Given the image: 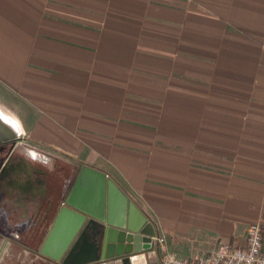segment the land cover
I'll return each mask as SVG.
<instances>
[{
  "label": "crops",
  "instance_id": "crops-1",
  "mask_svg": "<svg viewBox=\"0 0 264 264\" xmlns=\"http://www.w3.org/2000/svg\"><path fill=\"white\" fill-rule=\"evenodd\" d=\"M0 118L26 155L0 264H62L39 251L85 165L157 231L90 264L240 245L264 226V0H0Z\"/></svg>",
  "mask_w": 264,
  "mask_h": 264
},
{
  "label": "water",
  "instance_id": "water-1",
  "mask_svg": "<svg viewBox=\"0 0 264 264\" xmlns=\"http://www.w3.org/2000/svg\"><path fill=\"white\" fill-rule=\"evenodd\" d=\"M155 238L153 222L117 183L85 165L39 252L62 264H90L116 257L129 263L131 255L148 250ZM82 251L90 253L88 259H77Z\"/></svg>",
  "mask_w": 264,
  "mask_h": 264
},
{
  "label": "built area",
  "instance_id": "built-area-1",
  "mask_svg": "<svg viewBox=\"0 0 264 264\" xmlns=\"http://www.w3.org/2000/svg\"><path fill=\"white\" fill-rule=\"evenodd\" d=\"M160 264H264L263 224L251 223L247 227L246 238L240 245L221 244L203 255L180 257L168 250L161 239Z\"/></svg>",
  "mask_w": 264,
  "mask_h": 264
},
{
  "label": "flooded vegetation",
  "instance_id": "flooded-vegetation-1",
  "mask_svg": "<svg viewBox=\"0 0 264 264\" xmlns=\"http://www.w3.org/2000/svg\"><path fill=\"white\" fill-rule=\"evenodd\" d=\"M23 143V139L17 136V134L16 136L13 135L11 128L5 125L0 118V181L2 182L1 190L3 194H6L7 191H11L10 186L17 188L18 185L21 186V184L17 181L19 176H12V171H14V166L16 164L18 174V169H20L21 172H25V170L20 166L21 162L26 161V155L24 151L21 150V147L24 146ZM34 178L36 179V182L34 181L35 185H38L40 181L39 172L36 171ZM19 218L20 217L17 215L13 222L18 223L20 220ZM7 222L8 221L5 223Z\"/></svg>",
  "mask_w": 264,
  "mask_h": 264
},
{
  "label": "trees",
  "instance_id": "trees-1",
  "mask_svg": "<svg viewBox=\"0 0 264 264\" xmlns=\"http://www.w3.org/2000/svg\"><path fill=\"white\" fill-rule=\"evenodd\" d=\"M263 234H264V226H263Z\"/></svg>",
  "mask_w": 264,
  "mask_h": 264
}]
</instances>
